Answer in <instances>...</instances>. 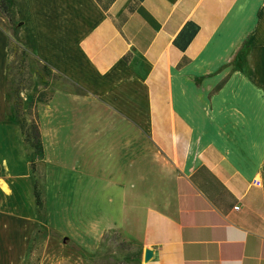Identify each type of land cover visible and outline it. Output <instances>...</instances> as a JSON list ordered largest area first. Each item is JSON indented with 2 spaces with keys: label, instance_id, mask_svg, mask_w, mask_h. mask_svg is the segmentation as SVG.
<instances>
[{
  "label": "crops",
  "instance_id": "1",
  "mask_svg": "<svg viewBox=\"0 0 264 264\" xmlns=\"http://www.w3.org/2000/svg\"><path fill=\"white\" fill-rule=\"evenodd\" d=\"M24 2L30 49L76 89L36 103L37 154L0 13V264H77L114 230L140 264H264V0Z\"/></svg>",
  "mask_w": 264,
  "mask_h": 264
},
{
  "label": "rangeland",
  "instance_id": "2",
  "mask_svg": "<svg viewBox=\"0 0 264 264\" xmlns=\"http://www.w3.org/2000/svg\"><path fill=\"white\" fill-rule=\"evenodd\" d=\"M26 11L24 0H0V13L8 18L11 31L8 91L14 110L15 101L23 102L22 111L16 117L31 125L37 121L35 108L40 93L50 95L55 85L70 88L75 86L53 72L33 54L30 49L31 27L27 21ZM48 236L57 241L48 251L50 256L54 255L53 260L60 261L63 257L68 258L69 251L61 248L62 239L60 237L58 239V236L51 231L46 232V237ZM81 254L83 257L77 264H140L142 258L141 246L128 239L119 230L107 233L95 254L86 255L83 251Z\"/></svg>",
  "mask_w": 264,
  "mask_h": 264
},
{
  "label": "trees",
  "instance_id": "3",
  "mask_svg": "<svg viewBox=\"0 0 264 264\" xmlns=\"http://www.w3.org/2000/svg\"><path fill=\"white\" fill-rule=\"evenodd\" d=\"M49 98L50 95L47 96L44 93H40L38 97V101H47L49 100ZM22 107H23V102L21 100L15 101L16 116L22 111ZM17 120L20 123V127L22 129V132L25 136L27 143L36 151L37 154H42L44 152V149H43L38 120L31 125L25 120L23 121L19 120L18 117ZM35 196L39 210L40 212H42L44 209V204L40 192L37 188H35Z\"/></svg>",
  "mask_w": 264,
  "mask_h": 264
},
{
  "label": "water",
  "instance_id": "4",
  "mask_svg": "<svg viewBox=\"0 0 264 264\" xmlns=\"http://www.w3.org/2000/svg\"><path fill=\"white\" fill-rule=\"evenodd\" d=\"M148 252L146 251L145 255H144V258L147 259L148 258Z\"/></svg>",
  "mask_w": 264,
  "mask_h": 264
},
{
  "label": "built area",
  "instance_id": "5",
  "mask_svg": "<svg viewBox=\"0 0 264 264\" xmlns=\"http://www.w3.org/2000/svg\"><path fill=\"white\" fill-rule=\"evenodd\" d=\"M257 183V185H260V182H256Z\"/></svg>",
  "mask_w": 264,
  "mask_h": 264
}]
</instances>
